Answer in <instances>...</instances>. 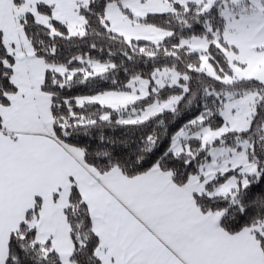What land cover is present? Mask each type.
Returning a JSON list of instances; mask_svg holds the SVG:
<instances>
[{
    "label": "snow or ice",
    "instance_id": "6c2138e0",
    "mask_svg": "<svg viewBox=\"0 0 264 264\" xmlns=\"http://www.w3.org/2000/svg\"><path fill=\"white\" fill-rule=\"evenodd\" d=\"M0 264H264V0H0Z\"/></svg>",
    "mask_w": 264,
    "mask_h": 264
}]
</instances>
